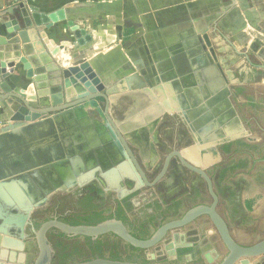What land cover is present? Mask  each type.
I'll return each mask as SVG.
<instances>
[{
    "label": "water",
    "instance_id": "water-1",
    "mask_svg": "<svg viewBox=\"0 0 264 264\" xmlns=\"http://www.w3.org/2000/svg\"><path fill=\"white\" fill-rule=\"evenodd\" d=\"M170 1L179 5L175 9H166L157 15L160 31H163L162 35L165 37L164 43L149 41L139 44L126 56H120L118 63L107 68L103 65L100 56L88 59L95 49V34L67 21L71 40L60 41L50 50L44 47L42 51L43 54L46 53L50 57H54L65 47H71L68 57L63 56L60 60L62 64L69 61L68 65L62 67L57 63L54 75L59 79L52 81V85L48 88V94L44 93L45 95H38L40 92L35 93L32 90H29V94H27L18 89H12L6 81L7 70L13 67L19 59L16 54L7 56V48L9 49L14 44L10 41L9 35L23 28L14 19L7 21L6 15L13 14L12 8L0 11V25L4 26L7 34L6 37H0V109L3 111L0 114V123L2 124L0 128V202H2L0 203V213L12 216L5 219L3 233H7L6 225L11 223L20 229V233L17 234L18 239L9 238L8 240H14L19 247L23 245L25 238L23 229L26 223L30 222L32 207L30 203L38 195L35 186L30 185L32 191H28L26 184H32L33 179L38 181L39 177L48 174L51 175L49 177L51 182L53 179L64 180L63 171L69 173L73 180L76 175L72 168L76 165L75 170L78 171L77 168L81 166L83 152H85V150L68 148L67 140L63 143L64 149L63 144L60 146V140L54 135L50 126L47 129L48 133L44 131L42 134L46 141L44 140L43 145H38L39 148H33L35 146L32 147L25 137L38 132V127H40V125L37 127L38 123L45 121L46 124L52 125L58 122V118L76 108L89 107L104 118L114 143L124 158V161H120L121 163L113 164L114 170L119 167L125 169L129 166L131 173L138 180H141L146 186H152L165 176L170 161L176 157L183 167L204 178L213 199L211 206L199 205L189 209L181 218L160 226L146 240L133 237L122 221L115 218L104 220L95 225H70L56 219L42 223L38 229L31 225L37 246V253L31 264H52L54 250L47 238L50 228H56L61 233L70 236L91 238L111 232L134 247L150 249L160 242L169 230L181 227L202 214L209 216L227 249V253L218 264H251L250 260L264 256V237L250 245L239 244L232 238L226 223L215 210L217 198L213 192L210 178L202 170L204 165L219 158L216 153L218 145L248 134L246 125L229 100L230 90L225 85L224 75L220 67L212 62V59L216 58L207 33L206 21L209 20L208 24L211 23L216 28L215 19L208 18L211 15L216 16L215 18L219 16L220 9L217 6V0L197 1L195 4L187 5H184L183 2L188 0ZM219 1L225 3L229 0ZM141 2L136 0L137 5H140ZM98 7L103 13L119 11L121 1L109 4L99 3ZM138 10L141 11L140 8ZM30 18L31 23L26 28L32 29L38 42L42 44L40 28L63 20L64 14L62 9L50 13L31 12ZM142 18H145L144 25L147 26V29L156 34L153 20L149 15L146 14ZM108 23L114 24L115 22L108 20ZM174 24L178 26V36L170 34V28ZM140 34L141 29L137 28L130 41L136 40ZM230 36L235 44L233 41H228V43L233 47L235 53L243 56L251 65H255V63L250 59V56L259 57L261 61L259 60L256 66L264 70V39L251 41L247 45L246 41L251 39L249 34L233 33ZM123 83H126L127 89ZM146 83L157 91L158 95H161L158 96L160 103H157L156 97L152 96L151 90L146 89ZM161 83H163V87ZM131 85L134 87H130ZM117 88H121L123 91L120 89L119 94L114 93ZM163 88L168 92L169 99L162 98ZM127 91L129 92L125 95L132 97L134 109H129L127 119L119 121L117 115H112L110 105L120 98L121 93L123 95ZM49 96L53 99L52 105L47 101ZM145 96L154 102H152L153 105L144 100ZM11 101L13 105L10 107ZM175 112L182 115L192 131L196 143L180 151L174 149L168 153L160 171L151 182H148L127 142L126 134L136 128L143 127L144 120L152 121L164 113ZM143 115L148 116L143 117ZM45 145L46 147H41ZM45 149H47V153ZM30 155H34V160L30 158ZM201 164L203 165L199 168ZM16 185L21 186L20 193L23 198L29 199V202H22L18 191L15 195L8 191L9 186L16 188ZM8 194L14 197V204L9 200ZM30 200L32 201L30 202ZM19 206L24 208V213H20V211L8 212L9 209L20 210L17 209ZM77 264L135 263L94 259Z\"/></svg>",
    "mask_w": 264,
    "mask_h": 264
},
{
    "label": "flooded vegetation",
    "instance_id": "flooded-vegetation-1",
    "mask_svg": "<svg viewBox=\"0 0 264 264\" xmlns=\"http://www.w3.org/2000/svg\"><path fill=\"white\" fill-rule=\"evenodd\" d=\"M221 36L223 37V35ZM229 86V100L246 125L248 134L218 145L216 153L219 158L203 167L201 164L199 168L202 167V170L211 180L212 189L217 198L215 210L226 223L230 235L234 239L233 229L243 230L247 235V240L242 242L234 240L242 245H250L264 237V213L259 217L250 213L246 209V200L252 196L247 197L248 195L245 196L243 192L246 188L245 184L255 188L264 186V119L260 113V111L263 112L262 109L259 111V108L264 105V95L258 88L244 84L233 83ZM180 123L186 124L187 129L178 127ZM169 124L174 125L175 132L171 135V142H167L169 144L162 154L161 162L160 159L158 160V156L160 155V148L164 149L165 144L158 141L157 134L152 136L155 146L154 153L149 156V159L142 161L135 149L130 146L148 182H151L160 171L168 153L174 149L180 151L196 143V139L184 118L179 115L164 116L158 130L160 127ZM62 125L61 122L60 125L57 122V129L60 130V133L63 132L59 134L61 136L66 135V129L62 128ZM178 133L180 134L179 138H177ZM54 135L57 136L56 133ZM136 137L135 134L128 135L130 140ZM185 137L188 139L185 140ZM181 138L184 141L178 144L182 142ZM67 141L61 139L60 146ZM63 148L65 149L64 144ZM99 149L100 147L97 148V152ZM88 157L86 160L83 158L85 165L83 168H87L90 163L94 162L93 154ZM99 159L97 157V160ZM75 168L76 165L72 171L75 173L76 179L71 180L69 184L63 179H58L57 182L53 183L49 174L46 176L43 174L44 176L39 177L38 181L32 178V184H26L27 190L30 189V191H32L30 185L35 186L38 194L33 201L30 200L34 204L31 207L30 222L26 223L23 229L24 240L27 241L25 248L27 252L26 263L33 255L34 250L37 251L31 225L38 229L42 223L54 219L69 224L68 220L71 217L96 215L95 213L99 212L101 215H115L117 205H120L133 225L129 228L121 219L114 216L107 219L121 220L131 235L133 229L141 225L146 231L145 238L132 236L146 240L160 226L181 218L189 209L199 205L211 206L213 203L204 178L183 167L176 157L170 161L165 176L152 186H146L141 180H138L131 173L129 166L120 170L131 173L124 176L129 182L127 186L125 185L127 187L125 190L109 186L103 187L93 177L80 178L79 176L85 172L77 168V173ZM107 168V166L100 167L99 170L106 175ZM39 185H42L43 189ZM66 198L71 200L72 208L70 209L61 204V202L66 201ZM17 209L20 210L9 209L11 211L8 212H25L23 207H17ZM2 215L5 214L2 213ZM77 221L81 222L82 220L77 218ZM77 225L90 224L82 222ZM15 230L13 228L12 231L15 232ZM16 231V234L20 233L19 228ZM256 234H259V238L254 239ZM47 238L54 250L52 264H77L94 259L135 264H143V259L150 261L149 264H218L227 253L223 241L206 214L196 217L181 227L169 230L164 238L150 249L134 247L111 232L91 238L70 236L61 233L56 228H50L47 232ZM96 241L104 243L101 247V257L97 256V252L90 249V246H94ZM58 242H61L62 246H68L63 250L64 254H68L65 257L59 256L60 249L56 246ZM88 242L91 243L88 245ZM111 251L117 252V260L109 258Z\"/></svg>",
    "mask_w": 264,
    "mask_h": 264
},
{
    "label": "crops",
    "instance_id": "crops-1",
    "mask_svg": "<svg viewBox=\"0 0 264 264\" xmlns=\"http://www.w3.org/2000/svg\"><path fill=\"white\" fill-rule=\"evenodd\" d=\"M114 1L118 0H0V11L8 8H12L13 10L12 15H6L7 21L14 19L23 28L22 30L15 31L9 35L11 37L10 41L14 44L9 49L7 48V56L16 54L19 57L18 61L15 62V65L7 70L5 76L10 87L27 94H29V90L35 91V93L40 92L38 95L48 94V88L54 81L59 79L54 75V73H56L55 68L57 63L62 67L68 65L69 61L62 64L60 60L63 56L66 58L68 57L71 47H65L54 57H50L46 53L43 54L42 51L44 47L50 50L60 41L71 40V32L68 29L67 21H71L80 27H84L89 33L95 34V49L92 51L88 59L100 56L105 68L118 63L120 56H126L139 44H145L149 41L164 43L165 37L162 35L164 34L163 31H160V24L157 15L161 14L166 9H175L179 4L171 3L170 0H140L142 1L141 4L137 5L136 0H120L121 8L119 11L103 13L99 10V3L109 4ZM197 1L204 0H188L183 2V4H195ZM165 3L168 5L166 6ZM216 3L220 9V12H218L219 16L215 18L216 16L211 15L210 18H208L215 19L216 28L212 27L213 25L211 23L208 24L209 20L206 19L207 33L216 58L212 59V62L220 67L225 78V85L229 89V84H244L252 88H258L262 95H264V70L256 66L261 59L257 56H250V59L255 63V65H251L243 56L236 54L233 47L228 43V41H233L230 36V34L233 35V33L249 34L251 39L246 41L247 45H249L251 41L264 39V0H229L225 3L217 0ZM139 8L142 12H139ZM59 9L63 10L64 19L51 25L42 26L40 28L42 32H38L41 35L42 44L39 43L35 32L32 29L26 28L31 23L30 13H50ZM146 14L153 20V27H155L156 34L149 31L147 26L144 25L145 18L143 19L142 17ZM108 20H112L115 23L109 24ZM137 28L141 29V34L137 36L136 40L130 41L133 35H135ZM177 28L178 26L176 24L172 25L170 28V34L178 36ZM221 35H223V37ZM6 36L7 34L5 33L4 26L0 25V37ZM233 43L235 44L234 41ZM97 46H100V48H97ZM123 84L125 89H127L126 83ZM161 85L163 87V83H161ZM130 87L133 88L134 86L131 85ZM145 87L146 89L151 90L152 96L156 97L157 103H160V98L158 96L161 95H158L159 93L149 87L147 83ZM120 89H115L114 93L119 94L122 90ZM128 92L129 91L123 93V95H121V93L120 98L110 105L112 115H117L116 117L119 121L127 119L129 109H134L132 97L125 95L128 94ZM163 93L162 98L166 97L169 99L168 92L165 88H163ZM144 100L148 103L151 102V105H153V101L149 97L145 96ZM51 101L49 103L52 105L53 101ZM12 105L13 103H11L10 107ZM260 109H262L263 112H261ZM259 111L264 119V105L262 108H259ZM2 113L3 111L0 109V114ZM167 115L169 117L174 115L182 117L179 112L172 114L164 113L152 121L144 120L145 125L143 127L136 128L126 134L128 144L132 146L135 151L137 150L136 154L142 161L149 159V156L154 153L155 144L152 136L156 134L155 131L158 130L162 118ZM146 116L148 115H143V117ZM75 117L77 118L73 120H76L78 124L76 125V130L85 129L86 127L88 128L91 124H93L96 129H99L98 127L101 126L100 120H95V118H91L88 115L84 122L80 121L81 116L79 117L78 115ZM67 118H69V116H67L65 120ZM90 119H92V121ZM60 122L62 124L63 120L59 119V125ZM76 122L73 123V125H75ZM49 126H52L53 130H58L57 123H53ZM49 126L47 125V127ZM65 129L67 133L66 135L68 136L67 139H69V137H71L70 132H74V127L72 126L70 129V126L68 127L67 125ZM97 131L99 133V130ZM131 134H135L137 137L130 140L128 135ZM100 137L101 136L99 135L98 138L100 139ZM98 144L99 142L95 144L94 147ZM41 147H46V145ZM45 151L47 153V149H45ZM92 163H90L89 166L95 168V162ZM113 164L110 163L109 165H106L108 167L106 175L112 179V182L110 181L109 183L113 188L125 190L126 186L120 183V181H122V178L125 179L124 176L126 171L123 172L120 171V169L114 170L115 167H113ZM83 167H85L84 161L78 170L86 171L87 169ZM91 174V172L89 175L87 174L88 177H92ZM87 175H81L79 177L86 178ZM75 179L76 177L73 178V180ZM20 188L21 186L16 185V190L19 193L21 192ZM248 191H250L248 196L251 195L253 198L256 195L260 196V199L256 202L255 206H249L246 208L255 217H259L264 213V186L261 188L250 187ZM9 200L12 201L13 204L15 203L14 197L10 196ZM21 201L27 203L29 202V199L22 197ZM17 204L19 203L17 202ZM8 211L10 212L11 210ZM8 217L12 216L2 215V213H0V264H27L25 261L27 257V252L25 250L27 241L23 239V245L22 247H19L14 240H8L9 238L18 239L17 234L12 231L13 228L17 230V227L13 223L10 225L8 224L6 225L7 233H3L4 224H6L5 219ZM232 234L234 239L238 242L247 240H242L244 236H247L243 230L233 229Z\"/></svg>",
    "mask_w": 264,
    "mask_h": 264
},
{
    "label": "rangeland",
    "instance_id": "rangeland-1",
    "mask_svg": "<svg viewBox=\"0 0 264 264\" xmlns=\"http://www.w3.org/2000/svg\"><path fill=\"white\" fill-rule=\"evenodd\" d=\"M43 99V98H42ZM50 99V100H49ZM53 101V99L49 96V98L47 99V101H48V103L50 102V101ZM43 101V100H42ZM51 101V102H52ZM15 102V101H14ZM43 102H46L45 100L43 101ZM11 103H12V101H11ZM36 104H38V103H36ZM17 109V108H16ZM20 110V109H19ZM84 110H85V117H87V115L89 116V117H91V118H95V120H100V122H101V126H99L98 128L99 129H96V127L93 125V124H91L90 125V130H88L87 131V127L85 128L86 130H84V129H81V130H83L82 132H86V135H89L88 137L90 138L89 140H87L88 142L90 141H92V138H93V141H94V143H90L91 145L89 146H87L86 147V149H85V152H83L84 154V156H83V158L85 157V160H86V158H89L88 156L90 155V154H95V155H97L98 153H97V148L95 149V150H93L95 147V140L97 139V137L100 135L101 137H100V139H98V141H97V143L99 142V143H101L102 142V147L100 146V152H99V154H98V156L101 154L102 155V157H103V160H101L100 161V159H99V157H98V159L99 160H97V159H95L94 158V162H95V168L94 167H92V166H88L85 170L86 171H84L85 173L84 174H82L83 176H85V175H89V173L91 172L92 174V177H93V179H95V180H97L98 181V183L101 185V186H103V187H107V186H109V187H112L111 185H110V181L112 182V179H111V177H107V175H104L103 173H101V171L99 170L100 169V167L102 168V167H105L106 165H109L110 163H118V162H120V161H124V158L122 157V155H121V153H120V151H119V149H118V146L114 143V139L112 138V136H111V134H110V131L108 130V128H107V126H106V124H105V122H104V118L102 117V115L100 116L99 115V113L97 112V111H95V110H93V109H89V107H86V108H84ZM66 117H64L63 119H65ZM58 119H60V118H58ZM70 119H66L64 122H63V125H62V128H66V126L68 125V121H69ZM91 121H92V119H90ZM74 122H76V120H70L69 121V124H70V126H73L74 128L76 127V125H78L77 124V122H76V124L75 125H73V123ZM2 127V124L0 123V128ZM178 127H181V128H183V129H187V126H186V124H183V123H180V125L178 126ZM82 128V127H81ZM97 130H99V133L97 132ZM62 131V130H61ZM92 131H93V133H92ZM53 132L54 133H56L57 134V137L61 140V139H66L67 140V135H63V136H61V135H59V134H61V133H63V132H61L60 133V130H53ZM175 132V127H174V125L173 124H169V125H166L165 127H160L159 128V130L157 131H155V133L157 134V137H159V138H157L158 139V141L159 142H161V143H164L165 144V148L163 149V148H160V155L158 156V160L160 159V162H161V159H162V154H164V151L167 149V144H169V143H167V142H171V139H172V136L171 135H173V133ZM65 134H67L66 133V131H65ZM156 134H155V136H156ZM263 134V133H262ZM76 135V133L72 136V138H74V141H76L77 140V137L75 136ZM65 136V137H64ZM76 138H75V137ZM96 136V137H95ZM178 136H180V134L178 133L177 134V138H179ZM92 137V138H91ZM258 138V137H257ZM182 139V138H181ZM186 139H188V138H186L185 137V140ZM100 140V141H99ZM166 140V141H165ZM190 140V139H189ZM183 141H184V139H182V142H179L178 144H180V143H183ZM68 142H69V140H68ZM60 143V142H59ZM96 143V144H97ZM105 146H110L111 148H112V150H113V156H112V159L110 160L109 158L111 157L110 155H112V154H107L108 152V150L106 151L105 150ZM137 151V150H136ZM90 152V153H89ZM79 153V152H78ZM109 155V156H108ZM149 156V155H148ZM109 159V160H108ZM157 160V161H158ZM93 162V163H94ZM92 163V164H93ZM121 163V162H120ZM156 163V162H155ZM154 163V164H155ZM91 164V165H92ZM176 164V163H175ZM120 168V170H122V168L121 167H119ZM172 170V169H171ZM174 171V170H173ZM124 172V171H123ZM88 175H87V177H88ZM125 175H129V173L127 172V173H125ZM55 178V177H54ZM58 179H53L52 180V182H56ZM122 181H120V183H122V184H124V185H128L129 184V182L126 180V179H124V178H122L121 179ZM126 180V181H125ZM41 188H43L42 187V185H39ZM245 186H246V188L244 189V195L246 196V195H248L249 194V192L250 191H248L249 190V188L250 187H248L247 186V184H245ZM250 196V195H249ZM249 196H247V197H249ZM251 197V196H250ZM260 199V196L259 195H256L254 198L252 197V198H247V200H246V206H247V208L249 207V206H255V204H256V202L258 201ZM67 200H68V198H66V201H63V202H61V204H62V206L63 207H68L69 209L70 208H72V205H71V200H68V202H67ZM31 205H34V204H32V203H30ZM257 238H259V234H256L255 236H254V239H257ZM245 239H247L246 238V236H244L243 238H242V240H245ZM33 241V240H32ZM36 253H37V251H36V249L34 250V252H33V255L30 257V259L28 260V262H27V264H31L32 263V260H33V258L35 257V255H36ZM250 262H251V264H264V256L263 257H260V258H254V259H252V260H250Z\"/></svg>",
    "mask_w": 264,
    "mask_h": 264
},
{
    "label": "bare ground",
    "instance_id": "bare-ground-1",
    "mask_svg": "<svg viewBox=\"0 0 264 264\" xmlns=\"http://www.w3.org/2000/svg\"><path fill=\"white\" fill-rule=\"evenodd\" d=\"M79 115V117L81 116V119H80V121L81 122H84V121H86V117H85V110L83 109V108H76V109H74V110H72L71 112H69V113H67L65 116H63V117H61L60 118V120H63V122L65 121V119H63L64 117H67V116H69V118H67V119H70V120H73V119H76L77 117H75V116H78ZM69 120V121H70ZM69 121H68V127L70 126V124H69ZM75 123V122H74ZM38 125H40V127H42L41 129H40V127H38ZM47 125L48 124H46L45 123V121L44 122H40V123H38L37 124V127L39 128V130H38V132L37 133H35V134H32V135H30V136H26L25 138H26V140H28V142H31L30 144L32 145V147L33 146H35V147H33V148H39V146L38 145H43L44 144V142L46 141V139L45 138H43L44 137V135H42V134H44V131H46L47 133H48V131H47V129H48V127H47ZM50 125V124H49ZM48 125V126H49ZM51 128H52V126H50ZM71 127L72 126H70V129H71ZM90 128L88 127L87 128V131L89 130ZM84 130H86V129H84ZM98 132V131H97ZM76 133V137H77V140L76 141H73L74 140V138H72V136L74 135ZM92 133H93V131H92ZM70 135H71V137H69V145L70 146H68V148H74L75 150L77 149V150H80V151H84L85 149H86V147L89 145H91L90 143H94V141H93V138H92V141L90 142H88L87 140H89L90 138L88 137L89 135H86V132H82V130H76V127L74 128V132L72 131V132H70ZM69 135V136H70ZM74 136V137H75ZM43 139H42V138ZM75 137V138H76ZM96 137V136H95ZM41 138V139H40ZM98 137H97V141H98ZM45 140V141H44ZM59 140V139H58ZM95 140V144L97 143V141ZM101 140V139H100ZM99 140V141H100ZM100 144V145H99ZM93 150H95L96 148H98V147H100L101 145H102V142L101 143H99ZM102 147V146H101ZM105 148V150L108 152L107 154H112V155H110L111 157L109 158L110 160L112 159V156H113V151H112V148L111 147H109V146H105L104 147ZM99 152H100V149H99V151L97 152L98 154H99ZM101 153V152H100ZM98 154L97 155H95V154H93V157L92 158H96L97 159V156H98ZM108 155V156H109ZM101 160H103V157H102V155L100 154L99 156H98ZM30 158L31 159H33L34 160V155H30ZM85 158V157H84ZM87 159V158H86ZM108 159V160H109ZM100 160V161H101ZM102 162V161H101ZM103 163V162H102ZM62 175H63V178H64V180H65V182L66 183H70V181L72 180V176L69 174V173H66L65 171H63L62 172ZM8 191H11V193H13L14 195L15 194H17V190H16V188H11L10 186L8 187ZM28 191H30V189H28Z\"/></svg>",
    "mask_w": 264,
    "mask_h": 264
},
{
    "label": "trees",
    "instance_id": "trees-1",
    "mask_svg": "<svg viewBox=\"0 0 264 264\" xmlns=\"http://www.w3.org/2000/svg\"><path fill=\"white\" fill-rule=\"evenodd\" d=\"M98 192H100V191L98 190ZM95 214L96 215H85V216H77L76 215V217H71V219L68 220V223L70 225H77V224H81L83 222L84 224H90L91 225V224H96L98 222H101L107 218L114 216L118 219H121L129 228L131 225H133L129 221V218L127 217V215L124 214V211L120 205H117V210L115 211V215H101V212L95 213ZM77 218H79L82 221L81 222L77 221ZM145 233H146V231H145V229H143V227L141 225L139 227H135L132 231V235H134L138 238H142V239L145 238V236H144ZM90 243L91 242H88V245ZM102 245H104V243L102 241H96L94 243V246H90V249H92L93 252H97V254H98L97 256L101 257L102 256V253H101ZM56 246H58V248L60 249V255H59L60 257H65V255H68V254L63 253V250L68 247L67 245L62 246V243L58 242L56 244ZM109 258L112 260H117L118 259L117 252L111 251ZM149 263H150V261L143 259V264H149Z\"/></svg>",
    "mask_w": 264,
    "mask_h": 264
}]
</instances>
